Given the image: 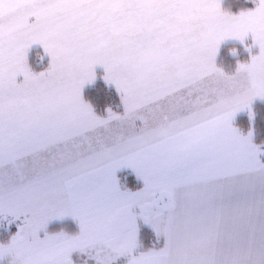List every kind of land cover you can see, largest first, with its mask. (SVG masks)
Returning <instances> with one entry per match:
<instances>
[{"label": "snow or ice", "instance_id": "1", "mask_svg": "<svg viewBox=\"0 0 264 264\" xmlns=\"http://www.w3.org/2000/svg\"><path fill=\"white\" fill-rule=\"evenodd\" d=\"M0 264H264V0H0Z\"/></svg>", "mask_w": 264, "mask_h": 264}]
</instances>
